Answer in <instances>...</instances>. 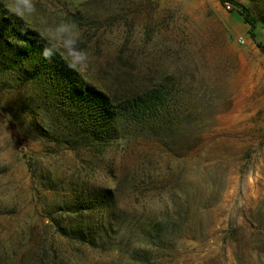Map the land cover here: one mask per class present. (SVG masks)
<instances>
[{
  "label": "rangeland",
  "instance_id": "1",
  "mask_svg": "<svg viewBox=\"0 0 264 264\" xmlns=\"http://www.w3.org/2000/svg\"><path fill=\"white\" fill-rule=\"evenodd\" d=\"M33 2L0 17L68 66L51 37L74 25L89 59L70 68L113 119L86 126L0 48V264H264V0ZM147 89L165 93L153 130L116 108Z\"/></svg>",
  "mask_w": 264,
  "mask_h": 264
},
{
  "label": "trees",
  "instance_id": "2",
  "mask_svg": "<svg viewBox=\"0 0 264 264\" xmlns=\"http://www.w3.org/2000/svg\"><path fill=\"white\" fill-rule=\"evenodd\" d=\"M241 12L244 22L251 29H254L256 21L251 17L249 10L242 7ZM2 32H6L7 36L5 38ZM8 35L11 36L13 43L7 41ZM258 47L264 51V43L258 44ZM0 48L2 51H13L26 60L35 59L38 65L46 67L45 73L48 75H46L44 81L54 80L55 83L53 84L59 86L57 92L62 94V99L65 98L66 113L73 116L79 115V118L84 119L83 122L86 126L109 127L110 121L113 119L111 98L92 86L82 85L74 76V72L68 64L57 54L50 59H45L43 51L46 46L38 33L15 21L0 17ZM46 79L50 80L46 81ZM164 94L162 89H147L139 94L122 99L116 106L117 112H120L122 119L126 122L139 124L149 128L148 130H153L161 107L164 105ZM61 111L63 112L64 109ZM94 130L89 132L93 133ZM84 234L81 233L82 238H85L83 237Z\"/></svg>",
  "mask_w": 264,
  "mask_h": 264
},
{
  "label": "clouds",
  "instance_id": "3",
  "mask_svg": "<svg viewBox=\"0 0 264 264\" xmlns=\"http://www.w3.org/2000/svg\"><path fill=\"white\" fill-rule=\"evenodd\" d=\"M11 10L18 16L32 14L35 12V4L33 0H13ZM52 39L59 42L60 46L66 52L69 58V67L85 64L89 59V54L78 49V41L80 40V33L75 29L74 25L68 23H61L57 25L52 32ZM56 47L49 46L43 51L45 59H50L56 55Z\"/></svg>",
  "mask_w": 264,
  "mask_h": 264
},
{
  "label": "built area",
  "instance_id": "4",
  "mask_svg": "<svg viewBox=\"0 0 264 264\" xmlns=\"http://www.w3.org/2000/svg\"><path fill=\"white\" fill-rule=\"evenodd\" d=\"M224 7L226 8V9H231V4H229V3H225L224 4ZM240 42H242L243 41V39L240 37L239 39H238Z\"/></svg>",
  "mask_w": 264,
  "mask_h": 264
}]
</instances>
